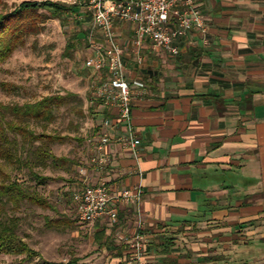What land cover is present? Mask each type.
<instances>
[{
  "label": "crops",
  "instance_id": "0c3cea01",
  "mask_svg": "<svg viewBox=\"0 0 264 264\" xmlns=\"http://www.w3.org/2000/svg\"><path fill=\"white\" fill-rule=\"evenodd\" d=\"M197 5L207 31L176 40V57L147 47L138 65L132 26L115 25L128 47L131 128L140 146L134 153L119 143L129 134L119 124L105 169L91 157L80 170L87 175L75 180L81 188L106 182L142 191L136 207L120 208L118 224L93 223L91 239L107 264H264V0ZM115 114L101 108L95 133ZM139 222L145 251L137 259L129 243Z\"/></svg>",
  "mask_w": 264,
  "mask_h": 264
},
{
  "label": "rangeland",
  "instance_id": "374dc122",
  "mask_svg": "<svg viewBox=\"0 0 264 264\" xmlns=\"http://www.w3.org/2000/svg\"><path fill=\"white\" fill-rule=\"evenodd\" d=\"M24 1L46 0H0V12L11 11ZM50 1L75 6L76 15L44 19L39 23L41 31L31 35L26 45L0 66V83L8 84L7 89L0 86V102L23 104L56 92L76 94V98L55 112V119L47 129L34 122L31 127L38 133L57 132L64 137V141L50 144V151L77 163L69 171L53 167L50 161L47 166L34 167L41 175L53 178L38 190L54 208L25 203L16 211L8 208L5 216L17 219V232L39 256L1 254L0 264H107L106 252L96 239H91L95 225L80 223L73 201L69 202L65 196L81 189L75 180L80 176L81 168L89 166L93 152L87 139L96 134L101 121V107H95L96 104L91 102L97 74L86 67L85 61L92 53L91 42L99 45L103 40L93 30L89 0ZM83 34H86L87 41H82L83 45L77 48L72 58H64L67 43ZM0 163H4L1 158ZM5 170L12 179L29 182V169L19 163L8 164ZM249 252L255 255L258 251L251 246Z\"/></svg>",
  "mask_w": 264,
  "mask_h": 264
},
{
  "label": "built area",
  "instance_id": "2783aa9c",
  "mask_svg": "<svg viewBox=\"0 0 264 264\" xmlns=\"http://www.w3.org/2000/svg\"><path fill=\"white\" fill-rule=\"evenodd\" d=\"M198 0H89L92 9L93 30L102 37V45H93L92 53L85 65L97 74L94 81L92 103L103 109H114L115 117H104L101 127L105 132L95 134L87 139L92 148L91 163L104 170L109 158L106 148L110 144V131L123 124L129 132L127 137H119L118 141L134 153L140 146L131 128L133 89L127 78L124 57L127 45L117 41L115 25L119 22L132 26L131 42L138 65L144 62L142 50L151 48L155 52H165L176 57L180 50L175 41L192 32L205 34L207 19L200 11ZM144 88L142 83H136ZM81 174L86 176L87 169ZM142 200L140 188L115 191L106 182L96 185L84 183L83 187L74 192L72 201L80 223L91 224L105 221L116 225L122 206L136 207ZM143 223L139 222L137 232L129 245L137 259L144 255L145 242L141 233ZM123 241L127 239L121 237Z\"/></svg>",
  "mask_w": 264,
  "mask_h": 264
},
{
  "label": "trees",
  "instance_id": "16d2710c",
  "mask_svg": "<svg viewBox=\"0 0 264 264\" xmlns=\"http://www.w3.org/2000/svg\"><path fill=\"white\" fill-rule=\"evenodd\" d=\"M76 12L75 6H66L50 0L24 1L11 11L0 12V66L6 63L17 49L24 47L31 35L41 31L39 23L44 19H62L67 15L74 16ZM77 38L67 43L64 58H72L77 48L83 45L82 41H87L86 34L82 37L78 35ZM0 86L8 88L6 83H0ZM76 97L77 95L71 92H56L32 103L0 102V158L4 161L0 163V255H27L29 258L39 256L17 232V219L5 215L8 208L16 211L25 203L54 208L38 190L39 186L46 185L53 178L41 175L34 167L47 166L50 161L53 167L69 171L77 162L64 156H56L50 151L49 145L64 141V137L57 132L38 133L31 127V122L42 124V127L47 129L55 119V112ZM37 142H41L39 146L35 145ZM13 163H19L29 169V182L11 178L5 166ZM72 195V192L65 194L69 202L72 201ZM99 237L100 241L105 239L103 233ZM108 242L110 241L107 240L106 243L109 244Z\"/></svg>",
  "mask_w": 264,
  "mask_h": 264
}]
</instances>
